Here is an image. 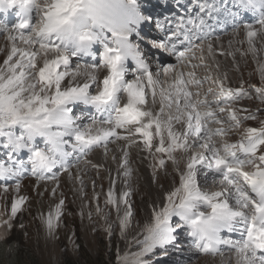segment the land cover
<instances>
[{"label": "snow or ice", "instance_id": "snow-or-ice-1", "mask_svg": "<svg viewBox=\"0 0 264 264\" xmlns=\"http://www.w3.org/2000/svg\"><path fill=\"white\" fill-rule=\"evenodd\" d=\"M13 9L18 17L13 26L0 20V34L6 32L11 43L0 64V195L10 187L17 195L10 211L0 212V241L7 239L27 203L28 198L19 195L23 178L57 181L51 190L55 196L61 174L83 185L72 169L84 157L99 148L107 153L109 144L119 140L130 147L131 139L150 154H159L153 165L155 182L167 180L170 169L174 178L178 175V186L161 193L160 210L153 205L136 264H154L157 249L162 254L180 250L182 233L201 255L227 251L230 264H264V120L259 128H247L239 142L226 139L264 111L232 107L241 99L264 105V61L259 59L264 52V0H190L184 15L164 19L146 12L142 0H0V13L6 16ZM246 14L253 19H245ZM145 26L162 33L147 43L175 63L156 61L152 68L142 34ZM228 27L234 35L243 32L240 43L247 44L246 49L225 52L213 47V33ZM237 52L251 55L258 65L259 86H226L228 75L220 74L215 56L235 59ZM207 57L213 58L214 75L202 80L194 71H177L180 66L207 68ZM161 74H171L175 82L167 92L157 93ZM205 83L216 91L194 99ZM173 106L176 115L169 112L162 118L165 108ZM174 122L183 125L179 133L173 130ZM121 151L126 169L128 154ZM177 153L188 154L183 168ZM209 174L218 190L201 181ZM114 189L113 181L105 205L115 209L123 234L134 215L131 193L122 191L117 197ZM53 219L42 218L48 237L57 226ZM113 229L110 224L109 239Z\"/></svg>", "mask_w": 264, "mask_h": 264}, {"label": "rangeland", "instance_id": "rangeland-1", "mask_svg": "<svg viewBox=\"0 0 264 264\" xmlns=\"http://www.w3.org/2000/svg\"><path fill=\"white\" fill-rule=\"evenodd\" d=\"M230 35V34H229ZM233 35V33H231ZM228 36V35H227ZM236 37V42L232 43L231 51H235L236 49L244 50L247 48V44H242L240 41L243 40L242 37ZM4 38V35L0 37V47H2V40ZM225 36L221 39H218L216 41L222 42L224 41ZM207 46V45H206ZM214 47V46H213ZM260 47V44L257 43V48ZM219 50L221 48H218ZM4 50V51H3ZM0 51V64H2L3 60L5 59V49ZM3 51V52H2ZM153 52H156L153 50ZM218 58L220 56H217ZM220 59L226 61L229 63L230 58H227V56H221ZM259 59L264 61V52L260 53ZM235 60L237 64V68L232 70L228 69V71L223 72L227 73L228 79L226 82L227 86H239L244 84V82H247L248 84L254 83L256 86H259L260 84V78L258 73V65L253 61V58L251 55L248 56H241L238 52L235 54ZM196 61V60H195ZM207 61V59H206ZM155 62V61H154ZM210 66V65H209ZM154 68V65H153ZM156 68V65H155ZM154 68V69H155ZM205 68V67H204ZM200 70V68L198 69ZM201 72L208 75L210 73L215 74L214 70L211 69V67H207L206 71L205 69H201ZM222 74V73H221ZM211 83H208V85ZM253 84V85H254ZM237 106H242L245 108H248L252 112H256L257 108L264 109V105L260 104L259 101L255 99H243L240 101L239 104H234ZM233 105V106H234ZM264 120V111H261L257 115L256 120H251L250 125L252 127L259 128L260 127V121ZM240 135V133H236V138ZM233 136V133H230L227 137V142L233 143L231 138ZM158 139V138H157ZM240 140V139H239ZM239 140H237L239 142ZM156 142V141H155ZM136 148L139 147V145L135 146ZM142 147V145H141ZM144 148V147H143ZM103 148H100L96 150L95 152L91 153L89 157L82 163L79 164L78 167H85L87 169H91L88 171V179L90 178V181H88L87 185L85 186L86 189V195L85 198L82 200H86L91 210L88 211V214H86L85 219H81L80 215L74 210L73 207H68L67 204V197L68 194L72 192L69 184L72 183L73 178H69V175L67 176L64 173V176H60L59 179V187L56 188V195L53 196L51 193V190L56 187L57 181H46V182H38L33 179H27V180H21V187L19 190V195L26 196L28 198L27 203L24 205L23 211L17 214V217L13 220V228L11 231L7 234V239L0 241V244L6 243L10 239H21L24 251L27 255L32 254L36 257L39 264H61L62 258L65 256L71 257L73 259L78 258L79 256V249L78 246L81 244L83 248L85 249L87 255L93 260L98 261L101 258H108L110 256V253L114 251L115 260L118 264H125V258L127 257V264H136L137 255L141 251V242L144 239V235H141L135 239L133 242V247L131 246V253H127L125 249V245L123 246V234L121 233V230L119 228L118 222H117V214L115 209L109 205H105V197L103 193H101L99 187H97L99 177L101 175H98V168H96L95 160L98 158V153ZM145 151L149 157L153 158V161L156 162L158 159V155L156 153H149L146 149L141 150V152ZM104 157L107 158V154L104 153ZM179 155V153L175 154ZM178 157V156H177ZM95 158V159H94ZM181 158L180 156L178 157ZM151 164V161H149ZM148 163V166H149ZM89 165V166H88ZM91 165V166H90ZM150 168H153V165L149 166ZM183 168V165L181 166ZM75 167L72 169L74 171ZM84 169V168H83ZM149 171V169H147ZM153 170V169H152ZM149 176L153 175L154 170L152 172H148ZM82 175L84 172L81 173ZM160 174L163 176V170H160ZM75 177H77L75 175ZM95 179V180H94ZM210 185L213 184V181L211 178ZM76 185H79V180L75 179ZM103 183H105V186L108 184V180L106 178H103ZM11 183V182H9ZM164 187L161 188L160 186L156 185L157 191L155 192V195L153 200L150 199V195L148 194V190H145L143 193V197L137 198L135 202V208L137 209L138 214L134 216V220L136 223H138V226L140 230L143 232L144 227L150 222V216H146L145 210L149 209L153 211V205L155 204L156 210L158 211L161 208L162 205V196L161 193L164 190H170L173 188V186H178V175L173 176L171 169L169 170V174L167 176V180H163ZM39 185V187H37ZM95 185V186H93ZM172 185V186H171ZM90 186V187H89ZM104 186V187H105ZM93 188L97 190L99 195L101 194L103 199L101 200V203L97 205V200L95 199V194L93 192ZM92 189V190H91ZM215 190L217 187L214 188ZM66 190V192H65ZM39 193V194H38ZM157 193V194H156ZM17 193L14 188L10 187L8 193L0 195V212L3 211H10V204L11 200L14 196H16ZM145 196V197H144ZM107 198V197H106ZM63 200V208H62V215L60 216L59 220L57 221L55 219V210L57 212V208L59 205V202ZM66 201V202H65ZM66 203V204H65ZM57 206V207H56ZM97 206H101V212H97ZM109 207V208H108ZM56 208V209H55ZM122 213V210H121ZM78 214V215H77ZM107 215L111 219L110 221H106L102 216ZM49 215L53 216V222L57 226L54 229V235L52 237H48L46 234V228L42 221V218H47ZM91 215V218L89 216ZM149 219V220H148ZM116 222V225L114 224ZM23 225V227H20V225ZM114 225L113 232L111 234V238L109 239L108 234V228L109 225ZM143 227H142V226ZM118 228V232H114ZM114 234H116L114 236ZM185 236L184 234L182 235ZM137 244V245H136ZM187 244V243H186ZM185 244V245H186ZM188 245V244H187ZM137 250H136V247ZM191 246V245H188ZM140 247V248H139ZM134 251L133 252V250ZM125 250V251H124ZM184 250V249H183ZM195 249L191 248V251H194ZM138 251V252H137ZM189 251V250H188ZM157 252V250H156ZM194 253V252H193ZM122 255V256H121ZM228 256L230 254H227ZM225 255V256H227ZM199 256V258H198ZM123 257V258H122ZM155 256L152 257V260H154ZM169 257V256H167ZM212 256H203V255H196L193 259L189 261L181 260L178 256L172 255V263L171 264H195L198 260H204V259H210V258H217ZM145 257H143L144 259ZM131 259V260H130ZM166 259V258H165ZM155 261V260H154ZM154 264H164V263H158L154 262Z\"/></svg>", "mask_w": 264, "mask_h": 264}, {"label": "bare ground", "instance_id": "bare-ground-1", "mask_svg": "<svg viewBox=\"0 0 264 264\" xmlns=\"http://www.w3.org/2000/svg\"><path fill=\"white\" fill-rule=\"evenodd\" d=\"M186 1L187 0H180V4L179 5L175 4V5L177 7H179L180 9L181 8H185V7L188 6ZM8 13H14L16 15V10L15 9L10 10ZM17 20H18V17L16 15L15 19H13V20L11 19L10 22L8 23V25L9 26H13L17 22ZM148 30H150L149 27L145 26L143 31H142L143 37L145 39L149 38ZM217 30H219V29H217ZM3 35H4V38H3L2 42H1L2 47H0V51L5 49L6 53L4 55H5V58H6V56L8 54V51L10 50L11 43L7 39V33L5 32L3 34H0V37L3 36ZM237 36L242 37L244 39V34H243V32H241L239 35H234V34L233 35H231V34L229 35L228 34V36L226 35L224 41H222V42H218L216 40H212L211 39V43L213 44L214 48H216V49L221 48L220 51L227 52V51L232 50V47L229 46V41H231V45H232V43L236 42L235 40H236ZM152 40H157V39H155V38L150 39V40L148 39V42L152 41ZM197 43H199V41H197ZM204 47H205V50H206V48H207L206 44L204 45ZM153 50H155L156 52H153ZM145 51L147 52L149 58H151V59L154 58V56L161 55L160 56L161 59H159V61H162L165 64H167V63H175V60H174L173 57L168 56L166 53L162 52L158 48H152V47L150 48V47L145 46ZM196 55L197 56L200 55L199 50L196 51ZM217 56H219V55H217ZM217 56H215V61H216V63H218L220 65V74L221 73L223 74V72L228 71V69L234 70V69L237 68V64L235 63L236 61L233 60L232 56H227V58H230V60H231V61H229V63H227L226 61L220 59L221 56L219 58ZM212 61H213L212 57H207L206 63L208 65H210L209 67H211V69H213L214 72H215V67H214ZM191 63L198 64L199 61L198 60H196V61L193 60ZM153 65H154V68H155L156 59H155V62L152 59V68H153ZM199 68H200V70H198ZM202 68L205 69L206 71H208L207 68H204V67H197L196 69H192V68L183 67V66H180L177 69V71H181L182 70V71L185 72V74H187L189 71H194L196 77L199 78V79H202V80L205 79L209 75H214L213 73H210L209 75H208V73L206 75H204L203 73H198V72L202 71L201 70ZM174 82L175 81H174L173 76L171 74H168V75L161 74L160 82L157 85V89H156L157 93H159L160 91L167 92L169 89L172 88V85L174 84ZM226 83H228V82H226ZM252 84H254V83H252ZM204 85H208V83H205ZM204 85L202 86L201 89H199V91L201 93L200 97H194V99H204L205 98L206 92L203 89ZM209 85L210 86H214L213 84H209ZM228 87H231V86H228ZM172 90H174V89H172ZM189 90L192 91V92H196L197 91V89H195V88H190ZM207 98H208V96H207ZM157 99H159V96L157 97ZM232 107L236 108L235 106H232ZM154 111H156V112L159 111V104H157L155 106ZM169 112H171L173 115H176L175 107L173 106V108H171V109H168L166 107L165 108L164 117H162V118H166ZM173 130L178 132V133L180 131H182L183 130L182 123L174 122L173 123ZM150 131H152L154 133L155 129L153 128ZM128 143L131 145L130 147H125V141H122V140H119V141H116L115 143L109 144L108 150H107V153H106L107 154V158L104 157L105 156L104 155L105 150L102 149L100 152H97L98 153L97 154L98 158H97V160H95V163H93V164H96L97 165L96 168H98V172H96V173H98V175H101L99 177V181H98L97 187H99V185H101L99 187V189H100L101 193L104 194V196L107 197V192H108L110 186H112L113 181L115 182V189L114 190H115V192L117 194V197L119 196V194L122 191H127V192L131 193L129 199H130L131 204H132L133 214L134 215H133L131 226L123 233V240L122 241H123V246L125 245V249H126V247L130 248L133 245V242L135 241V239L145 233L144 230H143V232L140 230V228L138 226V223H136L135 220H134V216L138 214L137 209L135 208V202L134 201L137 198L143 197V193H144L145 190H148V192H149L148 194L150 195V199L149 200L152 201L153 200L152 197H154L155 192L157 191L156 185L159 184L158 185V187H159L160 183L163 182V180H161L160 182H155L156 181V176H154V173H152L153 175L149 176L148 172L149 171L150 172L153 171L152 170L153 168L152 167L150 168L149 166L154 165L155 162L153 161V158L149 157V155H147V153H145V151L141 152V150L144 149L143 148V144L139 140H137L136 143H132L131 139L128 141ZM154 143H155V141H154ZM136 145H139V147L136 148L135 147ZM141 145H142V147H141ZM122 148L128 154V166H127L126 169L121 166V159L123 158V153L121 151ZM96 150H98V149H96ZM96 150L92 151L91 153L95 152ZM200 151H203V150L201 149ZM91 153H89L86 157H84L80 161L79 164L81 165L82 163H84V161L89 157V155ZM114 156L116 157V159H113ZM177 156L178 157L180 156L181 158L179 159ZM176 157H177V161H178L179 167H181L182 165L184 166L185 163L187 162L188 154L187 153H183L182 155L181 154L176 155ZM149 161H151V164L149 163ZM148 163H149V166H148ZM147 169H149V171ZM90 170L91 169H87L85 167H75L74 171H72V176L75 177V175H76V176L81 177L83 179V185H81L80 182H79V185H76V181H75V179H73L72 183L69 184L70 187L68 186L69 189L71 188L72 192L68 194V197L66 198L67 199V204L65 203L66 205H68V207H73L74 210L80 215V218L83 219V220L85 219L86 214H88V211L91 210L89 203L86 200H84V201L82 200V198L83 199L85 198V195L87 193L86 189H85V186L87 185L88 181H90V178L88 179V176H87L88 175V171H90ZM82 172H84L83 175L81 174ZM65 175L67 176V173H65ZM160 175L162 176V174H160ZM66 176H64V177H66ZM103 178H106L108 180V183H107L108 185L107 186H105V183L102 182ZM209 178H211V174H209L208 177H203L202 176L200 179H201L202 182H204L206 180L207 184L211 187V190H215L214 188L216 186H214L213 184L210 185L211 183H210ZM211 180H212V178H211ZM216 190H218V187H217ZM65 192H66V190H65ZM93 192H94L95 196L99 198V204H100L101 200L103 199L102 195L101 194L99 195V193H98L99 191L97 192V190H95L94 188H93ZM163 192H164V190L162 191V193ZM106 197H105L104 200H106ZM161 207H162V205H161ZM112 209H113V207H112ZM100 210H101V206H100ZM121 210L123 212V206H121ZM55 213H56V210H55ZM145 213H146V216L148 215V217L150 216V218H151V214H152L151 210L146 209ZM102 217L104 218V216H102ZM110 220L111 219L108 216V220L107 221H110ZM114 224L116 225V222H114ZM144 229H145V227H144ZM114 232L115 233L118 232V228H116V230ZM115 235L116 234H114V236ZM187 239H190V238H187L186 236L183 237L182 239L180 238V242H181L180 243V250H176V253L173 255V257L174 256H178L181 260L189 261V260L193 259L194 257H196V255H200L201 256V254L197 253L195 250L191 251L192 247L188 246L186 244V240ZM134 247H136V246H134ZM137 248L138 247H136V250H137ZM136 250L134 248L133 252L136 251ZM126 251H127V253L129 251H130L129 253L132 252L131 248L128 249V250L126 249ZM227 254H230V253L225 251L223 255H219V254L216 255L218 257L215 258V259L210 258V259H207V260L206 259L198 260L195 264H230L229 258H230L231 254L229 256ZM225 255H227V256H225ZM203 256H208V255H203ZM198 258H199V256H198ZM144 259H147V257H145ZM172 259H173L172 256H169V257H164L163 256V258L160 261H162V263H164V264H171L172 263ZM232 264H234V261L232 262Z\"/></svg>", "mask_w": 264, "mask_h": 264}, {"label": "trees", "instance_id": "trees-1", "mask_svg": "<svg viewBox=\"0 0 264 264\" xmlns=\"http://www.w3.org/2000/svg\"><path fill=\"white\" fill-rule=\"evenodd\" d=\"M79 256L76 259L65 256L61 264H118L115 260L114 251L108 258L93 261L86 253L83 246H78ZM0 264H39L32 254L27 255L24 251L21 239H10L0 244Z\"/></svg>", "mask_w": 264, "mask_h": 264}]
</instances>
